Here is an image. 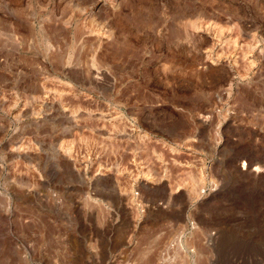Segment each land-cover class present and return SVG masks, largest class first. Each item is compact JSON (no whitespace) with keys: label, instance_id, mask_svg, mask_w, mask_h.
<instances>
[{"label":"rangeland","instance_id":"obj_1","mask_svg":"<svg viewBox=\"0 0 264 264\" xmlns=\"http://www.w3.org/2000/svg\"><path fill=\"white\" fill-rule=\"evenodd\" d=\"M0 264H264V0H0Z\"/></svg>","mask_w":264,"mask_h":264},{"label":"bare ground","instance_id":"obj_2","mask_svg":"<svg viewBox=\"0 0 264 264\" xmlns=\"http://www.w3.org/2000/svg\"><path fill=\"white\" fill-rule=\"evenodd\" d=\"M181 20V19H180ZM89 22V21H88ZM90 24H91V22H89ZM95 24V23H94ZM93 25V24H92ZM192 27H195V28H197V26L193 23V25H192ZM57 28V27H56ZM55 31H56V33H57V29H54ZM58 34V33H57ZM59 38V37H58ZM99 38H101V37H97V40H99ZM58 39L56 38V41H55V39L53 38L52 40H51V38L50 37H46V43H47V45H46V47H49V48H52V49H56L57 47H58V41H57ZM100 41V40H99ZM72 45V44H71ZM71 45H70V43H69V47H71ZM91 61H92V64L93 65H96V66H102L103 65V62H102V60L98 57V56H95V55H93V57L91 58ZM46 77H48L47 75H45ZM72 88H73V86H72ZM75 89H76V87H74ZM27 89V88H26ZM74 89V90H75ZM77 90V89H76ZM27 92H28V95H29V97L30 98H32L33 100H40L41 102H43V103H45L48 99V96L50 95V93H51V91H50V89H48L47 87H46V85L42 82V81H40V79H39V76H35V78H33L32 79V81L29 83V85H28V89H27ZM51 96V95H50ZM50 100V99H49ZM48 100V101H49ZM53 100V99H52ZM46 104V103H45ZM61 109H60V112L62 113V111L63 110H66V108L67 107H64L65 109H63L62 107H60ZM59 110V109H58ZM101 115V114H100ZM80 116H82V114H80ZM92 116V115H91ZM68 117H70V116H68ZM75 119H77V118H79V117H74ZM82 118V117H81ZM98 118V117H97ZM73 119V118H72ZM74 120V119H73ZM72 120V121H73ZM74 121H76V120H74ZM38 122H35L33 125H34V127H36V128H39V125L37 124ZM71 128H79V127H81V125H79L77 122H74V124H73V122H71ZM250 164H252V162L250 161L249 162V165ZM259 167H262L261 165H257V167L256 168H259ZM154 190H156V188H154Z\"/></svg>","mask_w":264,"mask_h":264}]
</instances>
